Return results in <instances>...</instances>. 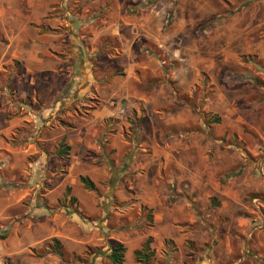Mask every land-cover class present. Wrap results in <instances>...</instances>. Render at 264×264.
Segmentation results:
<instances>
[{"label":"rangeland","instance_id":"374dc122","mask_svg":"<svg viewBox=\"0 0 264 264\" xmlns=\"http://www.w3.org/2000/svg\"><path fill=\"white\" fill-rule=\"evenodd\" d=\"M255 2L51 0L52 6L61 9H89L86 18L99 12L96 25L127 21L138 27L136 37L145 44L140 55L141 91L127 80L117 82L116 87L138 94L126 103L135 100L144 118L138 119L125 101L123 115L131 126L141 124L139 137L132 128L126 139L132 144L138 138L141 145L137 159L121 160L122 164L117 160L109 167L111 172L114 166L112 179L108 178L112 191L104 190L106 178L94 191L79 189L75 171L71 176L61 171L59 178L42 176L31 165L38 163V145L11 143L13 151L2 146L0 264H111L106 254L114 241L126 245L123 264H135L128 253L139 245L143 232L150 233L151 224L150 219L144 225L138 220L144 212L138 203V187L144 175L151 178L159 166L164 165L166 171L172 167L161 156L154 157L153 149L169 151L182 141L180 130L192 131L199 138L198 125L212 123L213 117H218V126H210L208 134L229 137L239 154L236 167L221 172L219 178L239 175L249 184V191L253 189L244 200L256 223L245 232L244 259L239 264H249L248 258L250 264H264V251L245 252L257 233L259 244L264 245V7ZM79 34L89 43L93 32L85 29ZM55 181L61 182L59 188L54 187ZM169 185L172 188L173 182ZM91 198L97 200L93 205ZM134 225L135 232H131ZM52 238L61 245L60 256L52 248ZM156 248L161 249L159 242Z\"/></svg>","mask_w":264,"mask_h":264},{"label":"crops","instance_id":"0c3cea01","mask_svg":"<svg viewBox=\"0 0 264 264\" xmlns=\"http://www.w3.org/2000/svg\"><path fill=\"white\" fill-rule=\"evenodd\" d=\"M255 1L264 7V0ZM75 8L54 7L51 0H0V148L38 145V163L31 165L42 176L59 178L61 171L68 176L75 171L77 178L89 177L96 188L106 178L104 190L112 191L108 181L114 166L111 172L109 167L117 160L137 159L141 145L138 138L132 144L126 140L132 128L139 137L141 124L131 126L123 115L124 101L138 94L116 83L127 80L141 91L145 44L136 37L138 27L127 21L96 25L99 12L86 18L89 9ZM85 29L93 32L89 43L79 34ZM126 106L136 110L138 119L144 118L135 100ZM218 122L199 124L202 135L197 139L192 131L180 130L182 141L169 151L153 149L154 157L161 156L172 167L166 171L159 166L151 178L144 175L138 187L144 211L138 220L147 224V211L151 215L150 233L143 232L139 242L147 236L153 239L149 264H239L244 259L245 232L256 223L244 198L253 189L249 191L239 175L219 178L236 167L239 154L229 137L208 134ZM61 144L69 147L66 154L57 153ZM60 185L55 181V188ZM77 187L84 188L80 182ZM130 230L135 232V225ZM259 236L255 234L246 253L264 251ZM158 242L161 249L156 248ZM137 247L133 245L128 255Z\"/></svg>","mask_w":264,"mask_h":264},{"label":"trees","instance_id":"16d2710c","mask_svg":"<svg viewBox=\"0 0 264 264\" xmlns=\"http://www.w3.org/2000/svg\"><path fill=\"white\" fill-rule=\"evenodd\" d=\"M218 117H213L212 122H217ZM68 146L61 144L58 147L57 153L59 155H63L67 153ZM78 181L82 184V186L90 191H94L96 189L93 181L87 177V176H78ZM69 187H66V194H69ZM71 201L75 200V197L69 196ZM147 218L151 219L150 211H147L146 213ZM152 237L147 236L144 241L139 245V247L135 248L132 251V256H133V261L138 264H149V262L153 259L154 257V249L151 248V243H152ZM52 241V248L55 250L54 252L60 256V248L61 245L59 241L55 238L51 239ZM108 253L106 254V257L108 258L109 262L111 264H122L124 261V253H125V246L121 242H111L108 244ZM9 264V263H6Z\"/></svg>","mask_w":264,"mask_h":264}]
</instances>
